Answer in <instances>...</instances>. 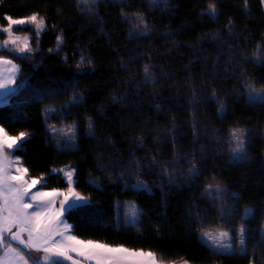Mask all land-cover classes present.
<instances>
[{
  "label": "trees",
  "instance_id": "1",
  "mask_svg": "<svg viewBox=\"0 0 264 264\" xmlns=\"http://www.w3.org/2000/svg\"><path fill=\"white\" fill-rule=\"evenodd\" d=\"M33 13L46 29L17 30L32 51L0 49L20 69L0 126L28 133L10 153L41 180L37 190H66L53 171L75 169L88 202L64 214L72 235L151 250L165 264H264V99L248 87L264 88L261 0H0V25ZM71 125L73 141L53 131ZM233 129L244 130L242 160ZM209 182L227 195L206 191ZM242 224L243 252L214 250L201 235L226 231L236 244Z\"/></svg>",
  "mask_w": 264,
  "mask_h": 264
},
{
  "label": "snow or ice",
  "instance_id": "2",
  "mask_svg": "<svg viewBox=\"0 0 264 264\" xmlns=\"http://www.w3.org/2000/svg\"><path fill=\"white\" fill-rule=\"evenodd\" d=\"M85 4L94 3V0H82ZM166 2V0H153L154 4ZM264 3V0H261ZM247 6V0H245ZM210 15H216V6L210 3L208 6ZM125 19L129 22L133 21V16L127 15ZM6 26L0 25V34H6L7 38L0 42V49H6L9 54L27 53L32 51L29 39L25 37L22 41L14 32V26H23L32 24L35 26L37 34L43 29L45 21L39 17L38 13L30 16L13 18L5 16ZM134 23L137 29H143L141 34H146L148 24L141 13L134 14ZM132 35V33H130ZM63 42L62 37H57V45ZM26 58V57H24ZM260 61H264V51L258 49L256 57ZM82 63L91 64L90 60L81 57ZM79 66V65H78ZM20 71L19 66L13 60L8 59L5 55L0 54V90L15 91L12 85L15 84L16 74ZM145 74L150 72L149 66L145 65ZM248 87L253 95L264 93V88L257 91L250 83ZM223 107V106H222ZM91 128V123L89 124ZM69 130L74 132V125L69 126ZM53 131H57L53 127ZM28 133L19 132L17 135H11L3 127L0 126V264H29V258L35 261V264H165V262L157 257V254L151 250L131 249L123 245L113 246L97 240H84L75 235L67 234L71 229V225L61 219L66 212L77 207L80 204H86L88 198L82 196L76 191L73 185V175L75 169L65 172V178L69 185L66 190L52 189L51 191L31 190L41 182L35 177H28L29 170L20 166L19 157L10 160L7 151L10 149L21 150V141L26 140ZM231 136L235 141V147L232 149L234 154H243L245 151L244 130L233 129ZM14 167V172L12 171ZM189 172L198 175L199 170L193 162ZM42 179V178H41ZM215 181V177L212 178ZM215 190L219 195L217 198L226 196V191L219 183L209 182L206 191ZM235 194H233L234 196ZM63 197L59 201V207H56V199ZM246 213H251V209H246ZM138 213L132 212L133 218ZM16 229L13 232V229ZM245 227L242 224L238 230L240 251H245ZM27 234V240L24 234ZM202 237L205 242H211L214 250L232 251V237L226 231L217 230L202 231ZM59 238V239H58ZM9 241H16L19 245H23L28 252L25 256L18 248L13 247ZM44 253L41 258L33 257L32 251ZM75 254V256L73 255ZM175 264V262H171ZM183 264H189L184 260ZM250 264L253 262L250 261Z\"/></svg>",
  "mask_w": 264,
  "mask_h": 264
},
{
  "label": "rangeland",
  "instance_id": "3",
  "mask_svg": "<svg viewBox=\"0 0 264 264\" xmlns=\"http://www.w3.org/2000/svg\"><path fill=\"white\" fill-rule=\"evenodd\" d=\"M18 28H30V29H32L33 31H34V33L36 34V35H39V34H41L45 29H46V25L44 24V27H43V29L39 32V34H37V32H36V30H35V26L34 25H32V24H26V25H23V26H14V32H15V34L17 35V36H19L20 38H21V41L25 38V37H27L28 39H29V43H30V36L28 35V34H23L22 32H18L17 30H18ZM6 35V34H5ZM6 38H7V35H6ZM6 50V49H5ZM18 54H23V53H18ZM17 76H16V79L18 78V75H19V73L18 74H16ZM16 81V80H15ZM13 89H14V85H13ZM14 93V91H12L10 94H9V96H8V98L6 99V100H4L5 101V103H7L8 102V100H9V98L11 97V95ZM254 97H257L258 99H264V93H261L260 95H254ZM3 104V103H2ZM71 126H73V125H71ZM56 129V128H55ZM74 129H75V127H74ZM57 131H55V132H58L59 130H62V134H63V137L66 139V140H69V141H73L74 140V137H75V132H72V131H70L69 130V126H63L61 129H56ZM75 131V130H74ZM234 147H235V145H234ZM13 150V149H12ZM12 150H6L7 151V155H11V153H10V151H12ZM234 154V153H233ZM12 156V155H11ZM234 158L235 159H239V160H242L243 159V154H234ZM20 163V162H19ZM20 166H22V165H20ZM72 168L71 167H64V168H59V169H55L54 171H53V173H56V174H59V175H61L63 178H64V180L66 181V178H65V172L66 171H69V170H71ZM75 178H74V175H73V180H74ZM67 182V181H66ZM68 184V183H67ZM37 186V185H36ZM36 186L33 188L34 190H35V192L36 191H38L37 189H36ZM42 190V189H41ZM51 191V190H50ZM34 193V192H33ZM213 193H215V192H213ZM61 199H63V197H58L57 199H56V207H59V201L61 200ZM81 205V204H80ZM61 219H63L64 221H65V219H64V216L61 218ZM215 233V232H214ZM67 234H70V235H72V233H71V231L69 230V232L67 233ZM231 237H232V235H230ZM204 238V237H203ZM59 239V238H58ZM204 241H205V238H204ZM225 243H232V245H233V249H232V251L233 250H238V251H240V244H239V239L237 240V242H236V244L234 243V238L232 237V240L231 241H224ZM209 246H211V242H208L207 243ZM236 245V246H235ZM235 246V247H234ZM244 249H246V245L244 244ZM240 252H242V251H240ZM32 254H33V252H32ZM74 256H75V254H73ZM44 256V253L42 252V251H40L39 252V254H35V255H33V257H37V258H41V257H43ZM67 263H69V264H71V262H67ZM86 264H87V262H86ZM90 264H94V262H90Z\"/></svg>",
  "mask_w": 264,
  "mask_h": 264
},
{
  "label": "crops",
  "instance_id": "4",
  "mask_svg": "<svg viewBox=\"0 0 264 264\" xmlns=\"http://www.w3.org/2000/svg\"><path fill=\"white\" fill-rule=\"evenodd\" d=\"M263 4V8H264V3H262ZM17 76V75H16ZM12 88H13V85H12ZM12 91H9V92H7V94H6V90H0V105H2V103L4 104L5 103V101L4 100H6L7 98H8V96H9V94L11 93ZM10 150H12V149H10ZM14 150V149H13ZM8 157H9V159L10 160H15L16 159V157H14V156H11V155H8ZM20 164V163H19ZM21 165V164H20ZM12 171L14 172V167H13V169H12ZM32 192H35V190L34 189H32L31 190ZM45 191H50V190H45ZM16 231V229L14 228L13 229V232H15ZM24 239L25 240H27V234H25L24 235ZM20 251V250H19ZM33 252V254H32V256L33 255H35V254H39V252H36V251H32ZM2 254V253H1ZM30 264V263H29Z\"/></svg>",
  "mask_w": 264,
  "mask_h": 264
},
{
  "label": "water",
  "instance_id": "5",
  "mask_svg": "<svg viewBox=\"0 0 264 264\" xmlns=\"http://www.w3.org/2000/svg\"><path fill=\"white\" fill-rule=\"evenodd\" d=\"M25 234H26V233H25ZM25 234H24V235H25ZM10 242H11L12 244H14V245L20 246L21 248L25 249L23 245H19L18 242H16V241H10Z\"/></svg>",
  "mask_w": 264,
  "mask_h": 264
}]
</instances>
